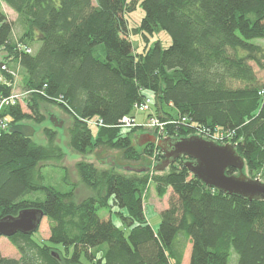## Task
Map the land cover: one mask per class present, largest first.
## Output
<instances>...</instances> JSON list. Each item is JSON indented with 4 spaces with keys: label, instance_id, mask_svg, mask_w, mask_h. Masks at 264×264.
<instances>
[{
    "label": "trees",
    "instance_id": "trees-1",
    "mask_svg": "<svg viewBox=\"0 0 264 264\" xmlns=\"http://www.w3.org/2000/svg\"><path fill=\"white\" fill-rule=\"evenodd\" d=\"M0 1L16 13L22 30L14 42L13 25L0 11L6 54L0 101L12 91L9 62L20 67L26 93L25 111L19 103L1 110L9 129L25 121L42 124V106L55 105L71 118L72 151L86 155L105 147L121 151L126 161L152 157L156 170L168 169L126 176L78 161L80 182L95 194L75 203V185L59 191L44 184L38 166L64 156L56 129L43 128L46 146L1 132L0 219L40 209L49 237H3L16 252L0 251V264H182L187 245L188 264H229L231 252L235 264H264V200L208 188L185 168L188 158L166 161L153 143L138 151L132 135L139 128H120L123 117L134 116V105L151 96L152 113L166 123L153 133L155 141L197 135L234 145L247 176L264 182V86L250 65L264 68V47L255 43L264 40V0ZM137 5L143 16L133 30L145 35L160 28L171 39L168 47L133 51L126 16ZM34 43L36 51L23 50ZM89 121L102 126L93 133ZM149 181L160 199L171 191L156 229L143 207ZM100 210H107L105 219Z\"/></svg>",
    "mask_w": 264,
    "mask_h": 264
},
{
    "label": "rangeland",
    "instance_id": "rangeland-1",
    "mask_svg": "<svg viewBox=\"0 0 264 264\" xmlns=\"http://www.w3.org/2000/svg\"><path fill=\"white\" fill-rule=\"evenodd\" d=\"M0 11L4 13L7 17V19L12 23L13 25V40L14 42L18 41V39L21 36L22 30L20 23L17 19V15L15 12H13L7 5H5L3 2L0 1ZM143 16V11L140 8L139 5L136 6L135 9L130 11L126 18L128 19V26L130 29V41L132 42L133 51L137 54H140L143 52L145 48L153 47L155 44H159L162 48H166L170 45L171 39L168 36V34L163 31L160 28H157L153 31L152 34L143 33L135 29L140 19ZM255 43L259 44L260 46L264 47V40L255 41ZM28 47L32 52L36 51L38 48V44H28L25 45ZM25 47V48H26ZM6 54L0 50V61L5 63V57ZM8 70L12 74L13 81H12V91L10 95L12 97H18L20 106L23 107V110L25 111V104L23 102L25 97L24 92V81H23V74L20 69V67L15 62H9ZM264 64V62H263ZM253 71L255 72L257 81L260 85L264 86V68L260 69L258 68L254 63H250ZM9 95V96H10ZM8 96V97H9ZM151 99L152 97L149 96ZM152 106V104H151ZM3 107L0 108V113ZM42 111L46 116V121L43 122L40 125L34 124L32 121H25L22 122L23 124L27 125L28 127H32V135L31 139L33 142L46 146L47 140L43 134V128H52L57 130V136L55 139V144L58 145L64 152V156L60 161H51V162H43L39 163L38 166L41 168V174L44 178V184L53 186L59 191H68L71 188V185H75L74 189V202L79 203L88 196L94 195L95 193L82 184L76 174L75 170V164L77 161H87L89 163H92L96 168L99 170H111L120 174H124L126 176H130L133 174L137 175H144L145 173L148 174V177H151L152 175H158L167 173L168 169L165 168L163 170L154 171V165H156V161L152 159V157H143V159L140 162H132V161H126L123 158V154L121 151L118 150H111L105 147H97L94 148L92 151L86 153V155L78 154L74 151H72L68 146V130L71 125V118L64 113L60 108H58L55 105H43ZM168 112L174 113L175 110L173 108H165ZM147 113L140 112L137 113L135 110H133V115L138 117H144L142 122H138L136 120L137 126L139 129L132 135V142L135 148L138 151H141L143 147H145L150 141L151 137H154L155 128L153 127H145L147 124ZM51 119H55L56 123L52 124L50 122ZM62 122V126L59 127L58 125ZM56 125V126H55ZM91 128L93 133L96 132L97 127L94 124H91ZM127 130V129H123ZM159 132V131H157ZM143 166L145 169L142 170H134V167H140ZM245 175H247L246 169L244 170ZM64 177H67V181L69 183H66L64 181ZM255 180V179H254ZM71 183V184H70ZM171 197V191L168 190L167 194L163 198H158L155 189L154 184L149 181L145 188V192L143 194V207H144V213L148 220L149 225L156 229L159 222H160V213L162 210L167 208L169 199ZM98 215L101 218H106L108 215L107 210H100L98 211ZM34 236L37 239H47L49 237V222L48 220L43 217L37 231L35 232ZM6 239L1 237L0 238V251L3 254L14 253L16 252L15 249L9 245L6 246ZM59 249L63 250L61 246H57ZM190 245H187L186 247V255L184 257V264H186V260L188 259L187 251L189 250ZM236 259V256L234 252H231V256L229 258V264H234ZM84 264H89L84 259Z\"/></svg>",
    "mask_w": 264,
    "mask_h": 264
},
{
    "label": "water",
    "instance_id": "water-1",
    "mask_svg": "<svg viewBox=\"0 0 264 264\" xmlns=\"http://www.w3.org/2000/svg\"><path fill=\"white\" fill-rule=\"evenodd\" d=\"M4 64L0 61V70ZM32 130V127L23 123L12 125L9 129L10 132L25 137H31ZM150 143L160 147L166 161L188 158L184 162L185 168L206 187L249 201L264 200V182L245 175L244 159L236 152L234 145L218 144L197 135L159 141L151 137ZM155 166L153 170L159 171ZM229 169L236 171V174L228 175ZM42 218L43 211L40 209H25L16 216H6L0 219V237L8 238L16 233L33 234L37 231Z\"/></svg>",
    "mask_w": 264,
    "mask_h": 264
},
{
    "label": "built area",
    "instance_id": "built-area-1",
    "mask_svg": "<svg viewBox=\"0 0 264 264\" xmlns=\"http://www.w3.org/2000/svg\"><path fill=\"white\" fill-rule=\"evenodd\" d=\"M23 50L26 52V53H31L32 51L29 49V48H23ZM5 68V64L3 66L2 69ZM263 93V92H262ZM19 103V100H18V97H12L11 95L7 98H3L1 99L0 101V108L1 107H4V106H7V105H15ZM152 104V99L150 97H145L144 101L142 103H139V104H136L134 105L133 107V110H135L137 113H140V112H145L148 114V117H147V124L145 125V127H153L155 128V130L161 132L166 123L165 122H161L153 113H152V110L150 108ZM90 125L91 124H94V125H97V126H102V122L101 121H97V122H93V121H89L88 122ZM172 123H174V121H172ZM139 125H137L136 123V118L135 116L131 117V116H126V117H123L120 121V128L121 129H131V128H134V127H137ZM9 129V124H8V120L7 118L5 117H2L0 118V133L1 132H4V131H7ZM158 132V133H159ZM214 142V141H213Z\"/></svg>",
    "mask_w": 264,
    "mask_h": 264
},
{
    "label": "crops",
    "instance_id": "crops-1",
    "mask_svg": "<svg viewBox=\"0 0 264 264\" xmlns=\"http://www.w3.org/2000/svg\"><path fill=\"white\" fill-rule=\"evenodd\" d=\"M135 118H136V120L138 121V122H142L143 121V119H144V117H138L137 115L135 116ZM50 122L52 123V124H55L56 123V120L55 119H51L50 120ZM61 123V126H62V122H60ZM56 126V125H55ZM60 126V127H61ZM45 128V127H44ZM78 162V161H77ZM185 255H186V252H185V254H184V257H185ZM184 257H183V261H182V264H184ZM188 257V256H187ZM235 262H236V259H235ZM235 262H234V264H235ZM186 264H188V259L186 260Z\"/></svg>",
    "mask_w": 264,
    "mask_h": 264
},
{
    "label": "flooded vegetation",
    "instance_id": "flooded-vegetation-1",
    "mask_svg": "<svg viewBox=\"0 0 264 264\" xmlns=\"http://www.w3.org/2000/svg\"><path fill=\"white\" fill-rule=\"evenodd\" d=\"M147 143H150V141H148Z\"/></svg>",
    "mask_w": 264,
    "mask_h": 264
}]
</instances>
